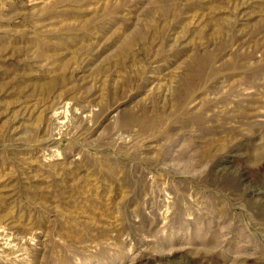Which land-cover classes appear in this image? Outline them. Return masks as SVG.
<instances>
[{"label":"rangeland","instance_id":"obj_1","mask_svg":"<svg viewBox=\"0 0 264 264\" xmlns=\"http://www.w3.org/2000/svg\"><path fill=\"white\" fill-rule=\"evenodd\" d=\"M4 228L0 264H264V0H0Z\"/></svg>","mask_w":264,"mask_h":264},{"label":"bare ground","instance_id":"obj_2","mask_svg":"<svg viewBox=\"0 0 264 264\" xmlns=\"http://www.w3.org/2000/svg\"><path fill=\"white\" fill-rule=\"evenodd\" d=\"M65 110L67 109H63V110H56L54 112V124H56V127L58 128L57 130H61V128L63 127V125L66 124V118L68 119L67 117V113H64ZM252 189V188H251ZM257 190V189H256ZM253 193V192H252ZM263 193V192H262ZM4 226V225H3ZM5 227V226H4ZM5 230V228H4ZM3 231V230H2ZM0 231V262L2 261H6L7 258H10V256L12 255L11 252H14L16 250H22L20 253V255L22 256H15L14 257L16 259H24L26 258L27 259V252L28 249H29V246L28 245H25L24 242L21 241V239L19 240L17 237H14V236H7L8 233H6V230L5 232H2ZM8 232V231H7ZM14 233V232H13ZM21 235V234H20ZM26 238V237H25ZM24 238V239H25ZM23 239V240H24ZM29 239V238H28ZM4 240V241H2ZM27 243V242H26ZM16 249V250H15ZM26 250V251H25ZM19 252V251H17ZM27 252V253H26ZM19 254V253H18ZM13 256V255H12ZM29 257V256H28ZM14 259V258H13ZM29 260V259H28ZM8 262V260H7ZM11 262V260L9 261ZM17 262V260H16ZM31 262V261H30ZM13 263H14V260H13Z\"/></svg>","mask_w":264,"mask_h":264}]
</instances>
